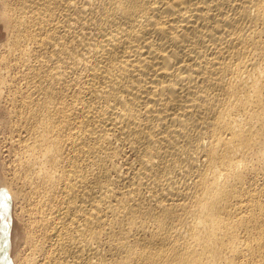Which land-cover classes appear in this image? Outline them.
<instances>
[{
  "label": "bare ground",
  "instance_id": "obj_1",
  "mask_svg": "<svg viewBox=\"0 0 264 264\" xmlns=\"http://www.w3.org/2000/svg\"><path fill=\"white\" fill-rule=\"evenodd\" d=\"M0 264H264V0H0Z\"/></svg>",
  "mask_w": 264,
  "mask_h": 264
}]
</instances>
